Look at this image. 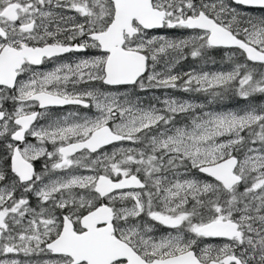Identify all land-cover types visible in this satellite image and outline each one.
<instances>
[{"label": "snow or ice", "instance_id": "snow-or-ice-1", "mask_svg": "<svg viewBox=\"0 0 264 264\" xmlns=\"http://www.w3.org/2000/svg\"><path fill=\"white\" fill-rule=\"evenodd\" d=\"M257 95L264 0H0V264H264Z\"/></svg>", "mask_w": 264, "mask_h": 264}, {"label": "rangeland", "instance_id": "rangeland-1", "mask_svg": "<svg viewBox=\"0 0 264 264\" xmlns=\"http://www.w3.org/2000/svg\"><path fill=\"white\" fill-rule=\"evenodd\" d=\"M190 34V30H175L174 32H170L169 35L175 36V37H182L185 35ZM94 50H92L93 55ZM212 60H208L207 62L203 60H193L190 56L186 60H181L178 65H176V68L174 69L175 72H187L192 68H195L197 71L203 70L208 72H217V71H229L231 70V64L226 59L224 50H214L211 54ZM213 60L215 61L213 63ZM158 70H160L158 68ZM142 98L147 103L149 100H151L152 103H157V101L154 99L155 97H159L160 101H163L168 96H174L178 99L183 100H190L193 103H207L206 100V94L204 93H184L180 90L175 89H152L147 92L141 93ZM261 102H264V97L257 95L253 98L251 103L259 104ZM249 102L244 101L238 97H235L233 93H229L228 96H226L222 101H218L216 103H213L209 105L205 110H213V111H226V110H234L239 111L241 108H244L247 106ZM72 106H66L64 108H54V113L64 114L68 111H71L74 109L71 108ZM157 107H163L162 103H157ZM43 123V121H42ZM30 142L36 143L37 141L35 138L33 140L29 139ZM128 146V144H126ZM49 150H51V146L48 145ZM110 150V148H109ZM44 165V159L41 158L37 164H35L37 171H41L43 169ZM83 174H88L87 171H82ZM168 230L161 228L157 232V236L160 234L166 233Z\"/></svg>", "mask_w": 264, "mask_h": 264}, {"label": "flooded vegetation", "instance_id": "flooded-vegetation-1", "mask_svg": "<svg viewBox=\"0 0 264 264\" xmlns=\"http://www.w3.org/2000/svg\"><path fill=\"white\" fill-rule=\"evenodd\" d=\"M89 53H92L91 50H89L87 53H69V54H64V57H63V61L64 62H71L75 59H77L79 56H82V55H89ZM54 65L51 64V63H46L43 68L44 70H48L50 69L51 67H53ZM29 139H32L31 137Z\"/></svg>", "mask_w": 264, "mask_h": 264}]
</instances>
